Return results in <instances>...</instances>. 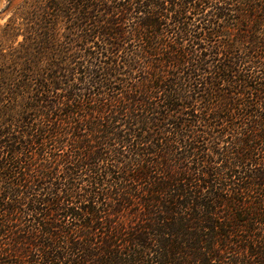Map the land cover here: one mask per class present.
<instances>
[{
	"label": "trees",
	"instance_id": "trees-1",
	"mask_svg": "<svg viewBox=\"0 0 264 264\" xmlns=\"http://www.w3.org/2000/svg\"><path fill=\"white\" fill-rule=\"evenodd\" d=\"M23 8L0 264H264V0Z\"/></svg>",
	"mask_w": 264,
	"mask_h": 264
},
{
	"label": "rangeland",
	"instance_id": "rangeland-1",
	"mask_svg": "<svg viewBox=\"0 0 264 264\" xmlns=\"http://www.w3.org/2000/svg\"><path fill=\"white\" fill-rule=\"evenodd\" d=\"M25 0H0V43L9 46L12 42L16 45L22 41V36L7 37V28L13 16L19 15L24 11L23 5ZM3 41V42H2Z\"/></svg>",
	"mask_w": 264,
	"mask_h": 264
}]
</instances>
